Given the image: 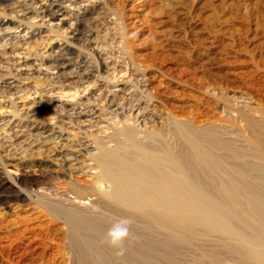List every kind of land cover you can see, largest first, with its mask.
I'll return each instance as SVG.
<instances>
[{"label":"rangeland","instance_id":"obj_1","mask_svg":"<svg viewBox=\"0 0 264 264\" xmlns=\"http://www.w3.org/2000/svg\"><path fill=\"white\" fill-rule=\"evenodd\" d=\"M144 1V10H139L136 0H90L92 13L78 21L89 34L88 41L85 36L79 41L63 36L69 23L76 21L74 8L67 7L69 13L50 22L39 15L38 3L30 6L27 0H0V51L6 57L0 59V80L17 83L15 88L0 86V264H68L63 250L66 226L46 206L59 201L54 193L57 188L75 186L84 193L90 191L87 183L94 173L66 171L53 149L58 141L67 144V139H52L51 131L56 126L61 131L62 126L66 138L85 135L89 127L81 121L88 117L75 119L64 114L63 107H84L109 89L127 88L118 98L122 102L138 91L149 102L155 119L147 122L150 128L168 129L180 120L196 128L218 129L227 148L217 152L227 156L229 165L264 180V156L259 157L257 141L258 132H264V0ZM61 48L74 54L72 62L89 58L90 73L78 74L73 63L56 68L40 60L42 52L55 54ZM98 49L103 57L107 55L108 67L99 61ZM139 96L133 97V104ZM37 106L41 109L34 117L27 116ZM101 107L110 111L112 105L108 102ZM139 111L130 108L121 118L115 115L111 120L118 127L114 133L103 131L104 126L88 130L90 146L80 151L82 157L95 154L98 143L94 142L103 143L100 140L109 136L123 141L118 132L120 120L133 124ZM176 145L175 150H180V144ZM235 151L243 152V158L231 159ZM34 177L41 183L31 189ZM6 195L13 197L10 202L3 200ZM218 247L212 249L221 251L224 264H243L232 252Z\"/></svg>","mask_w":264,"mask_h":264},{"label":"bare ground","instance_id":"obj_2","mask_svg":"<svg viewBox=\"0 0 264 264\" xmlns=\"http://www.w3.org/2000/svg\"><path fill=\"white\" fill-rule=\"evenodd\" d=\"M27 1L30 6L38 3V14L42 19L47 17L50 22L69 13L67 7L74 8L75 15L72 17H76V21L68 22V32L63 36L79 41L85 36L88 41L89 34L78 26V21L81 23L92 13L87 4L90 0ZM144 2L136 0L134 5L139 10H144ZM95 25L100 26L99 22ZM102 45L105 47V44ZM95 46L91 48L96 49ZM99 52V61L108 67L107 55L103 57V52L98 49L97 53ZM41 55L43 57L40 60L44 59V63L49 62V65H55L56 68L68 67L73 63L76 66L74 71L78 74H89L90 67L92 69L89 58L82 57L72 62L74 54L71 55L65 48H61L59 53L45 55L42 52ZM4 58L6 57L0 51L1 61ZM15 82L0 80V86L15 88ZM122 87H118V91L115 88L106 89V94L95 99L92 97L94 100L84 107H74L71 110L63 107L62 111L75 119L88 117L81 122L89 127V131L93 127L101 129L104 126L103 131L111 130L114 133L118 128L111 121L115 115L121 118L127 109H140L133 118L135 120H132L133 124L127 123L125 118L120 120L122 124L118 132L123 141L109 136V139L100 140L103 143L94 142L95 145L98 143V151L91 153V157L83 158L80 151L90 146L88 137L91 135L88 136V130H85L83 136L74 133V137L71 135L73 139L66 138L68 135L65 137V128H61L62 126L59 127L61 131L57 130V126L51 131L52 139L59 140L63 137L69 143L65 146V142L63 146L57 140L58 145L53 149L54 155L66 171H72L74 175H88L91 171L94 173L87 183L91 189L87 193L79 191L76 189L79 187L75 186L72 189L69 186L57 190L51 188L60 199L46 208L54 211L66 226L63 250L68 264H224L221 251L212 249V246H220L219 250L222 248L226 253L232 252L243 264H264V180L248 175L240 166L229 165L227 156H221L217 152L219 148H227V141L219 138L218 129H198L180 120H174L168 129L150 128L147 122L155 119L151 118L149 102L144 101L138 91L120 102L118 98L127 91V88ZM135 96L139 97L133 104L131 100ZM108 102L112 107L110 111H105L104 106H101ZM39 107L41 106L28 110L27 116L35 115L41 109ZM263 134L260 130L257 135L259 157L264 156ZM169 135L174 137V143ZM120 143L124 145L120 146ZM175 143L180 144V150H175ZM235 152L230 156L231 159L243 158V152ZM30 182L31 189H34L41 180L34 177ZM1 184L11 186L7 182ZM12 198L11 195H6L3 200L10 202ZM120 221H127L128 235L119 245H113L108 233Z\"/></svg>","mask_w":264,"mask_h":264},{"label":"clouds","instance_id":"obj_3","mask_svg":"<svg viewBox=\"0 0 264 264\" xmlns=\"http://www.w3.org/2000/svg\"><path fill=\"white\" fill-rule=\"evenodd\" d=\"M127 221L118 222L112 229L109 230L110 242L113 245H119L128 235Z\"/></svg>","mask_w":264,"mask_h":264}]
</instances>
